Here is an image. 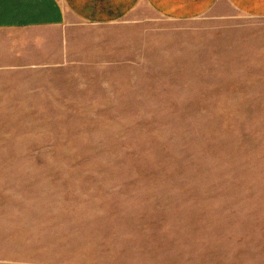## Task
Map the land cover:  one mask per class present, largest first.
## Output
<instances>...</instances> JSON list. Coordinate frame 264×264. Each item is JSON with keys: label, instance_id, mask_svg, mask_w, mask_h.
<instances>
[{"label": "rangeland", "instance_id": "1", "mask_svg": "<svg viewBox=\"0 0 264 264\" xmlns=\"http://www.w3.org/2000/svg\"><path fill=\"white\" fill-rule=\"evenodd\" d=\"M221 9L182 23V34L156 20L152 65L92 68L61 90L0 91V158L22 161L0 163V177L26 183L5 191V202L63 201L75 191L49 182L143 173L172 177L182 196L259 193L235 197L264 206V18Z\"/></svg>", "mask_w": 264, "mask_h": 264}, {"label": "crops", "instance_id": "2", "mask_svg": "<svg viewBox=\"0 0 264 264\" xmlns=\"http://www.w3.org/2000/svg\"><path fill=\"white\" fill-rule=\"evenodd\" d=\"M224 4L240 16L264 18V0H0V91L61 90L60 84L81 82L92 68L152 65L156 20L182 34L186 21L212 10L224 15ZM10 162L22 161L0 158ZM0 169L8 174L7 166ZM133 174L116 177L127 180L121 182H49L75 192L63 194V201L17 204L5 202V191L26 183L0 177V259L264 264V206L235 197L259 193L211 188L182 196L172 177ZM122 189L130 193H102Z\"/></svg>", "mask_w": 264, "mask_h": 264}]
</instances>
